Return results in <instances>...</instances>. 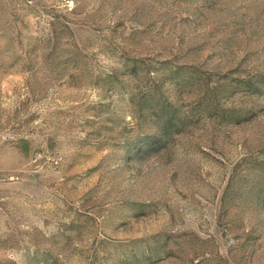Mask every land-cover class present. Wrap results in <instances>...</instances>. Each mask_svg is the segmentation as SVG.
<instances>
[{
	"label": "rangeland",
	"instance_id": "374dc122",
	"mask_svg": "<svg viewBox=\"0 0 264 264\" xmlns=\"http://www.w3.org/2000/svg\"><path fill=\"white\" fill-rule=\"evenodd\" d=\"M0 264H264V0H0Z\"/></svg>",
	"mask_w": 264,
	"mask_h": 264
}]
</instances>
